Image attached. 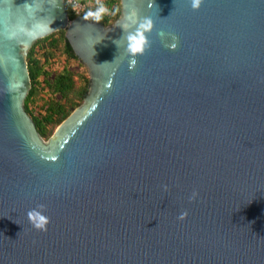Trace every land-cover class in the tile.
<instances>
[{"label":"water","instance_id":"obj_1","mask_svg":"<svg viewBox=\"0 0 264 264\" xmlns=\"http://www.w3.org/2000/svg\"><path fill=\"white\" fill-rule=\"evenodd\" d=\"M59 4L0 38V264H264V0H121L110 25ZM129 11L154 23L132 67ZM61 30L89 91L45 141L27 58Z\"/></svg>","mask_w":264,"mask_h":264},{"label":"trees","instance_id":"obj_2","mask_svg":"<svg viewBox=\"0 0 264 264\" xmlns=\"http://www.w3.org/2000/svg\"><path fill=\"white\" fill-rule=\"evenodd\" d=\"M100 5L107 9L100 20L104 25H110L120 17L121 0H100L92 10ZM116 7L121 9L117 11ZM68 12L71 20L77 17L69 7ZM59 53L66 57L68 63L75 62L85 68L67 40L65 30L38 40L27 58L32 88L25 100V108L43 138H48L52 129L66 120L74 108L81 104L90 84V78L85 76L77 82L76 73L68 65L62 70L51 72L53 59ZM46 89L51 94L47 99L44 94Z\"/></svg>","mask_w":264,"mask_h":264},{"label":"clouds","instance_id":"obj_3","mask_svg":"<svg viewBox=\"0 0 264 264\" xmlns=\"http://www.w3.org/2000/svg\"><path fill=\"white\" fill-rule=\"evenodd\" d=\"M37 3H39V0H23V3L21 4H16L15 0H0V38L15 40L18 35L32 36L34 38L36 35L54 30L52 24L55 17L50 14L40 15V13L45 12V9L37 8ZM59 6V0H57V5L49 6L48 9L54 11L55 9H58ZM199 6L200 0H192L193 8H198ZM122 7H126V4H123ZM120 9L121 7H116L117 11ZM106 11L107 9L103 5H100L94 10H88L83 18L85 20L91 18L96 22H99ZM124 19L127 23L122 24L121 27L125 30H127L130 25H136L135 32L129 33L127 36V51L132 57L130 61V67H132L136 63L135 57L143 54L150 47V41L148 40L147 34L152 31L154 23L150 17L139 19L135 11L127 12ZM160 34L163 35V32ZM175 39L176 37L173 36V40ZM174 46L175 45H172V47ZM2 60L3 57L0 56V61ZM197 195L198 193L194 192L191 199H196ZM39 207L43 208L42 205ZM187 215V211H182L179 214L178 219L184 220ZM28 216L30 222L36 229L46 230V224L48 221L40 211L31 210L29 211Z\"/></svg>","mask_w":264,"mask_h":264},{"label":"rangeland","instance_id":"obj_4","mask_svg":"<svg viewBox=\"0 0 264 264\" xmlns=\"http://www.w3.org/2000/svg\"><path fill=\"white\" fill-rule=\"evenodd\" d=\"M114 23V22H113ZM111 23V24H113ZM32 49V48H31ZM31 51V50H30ZM65 65H68L72 70H74V72L76 73L75 75V79L77 82H79V80L81 79V77H87V78H90V74L88 72V69L86 70L85 68L79 66L77 63L75 62H71L68 63L67 62V59L65 56H63L62 54H58L54 59H53V62H52V65L50 67L51 69V72H56V71H59V70H62V68L65 66ZM87 71V72H86ZM88 91H89V88H88ZM87 91V92H88ZM86 92V93H87ZM44 94H46L47 96L45 97V99H47L48 97H51V94L50 92L48 91V89H46V91H44ZM84 101H85V98L83 99V101H81V104L77 107L74 108V110L72 112H74L76 109H78L81 105L84 104ZM58 126L54 127L51 131V134L48 138H44L45 141H48L50 138H52L57 130Z\"/></svg>","mask_w":264,"mask_h":264},{"label":"built area","instance_id":"obj_5","mask_svg":"<svg viewBox=\"0 0 264 264\" xmlns=\"http://www.w3.org/2000/svg\"><path fill=\"white\" fill-rule=\"evenodd\" d=\"M100 0H65L67 8L69 7L76 16L85 14L88 10L92 8Z\"/></svg>","mask_w":264,"mask_h":264}]
</instances>
